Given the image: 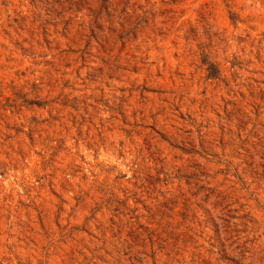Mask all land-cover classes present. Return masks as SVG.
<instances>
[{
	"label": "rangeland",
	"instance_id": "374dc122",
	"mask_svg": "<svg viewBox=\"0 0 264 264\" xmlns=\"http://www.w3.org/2000/svg\"><path fill=\"white\" fill-rule=\"evenodd\" d=\"M0 264H264V0H0Z\"/></svg>",
	"mask_w": 264,
	"mask_h": 264
}]
</instances>
